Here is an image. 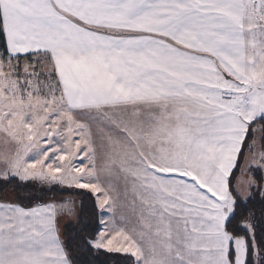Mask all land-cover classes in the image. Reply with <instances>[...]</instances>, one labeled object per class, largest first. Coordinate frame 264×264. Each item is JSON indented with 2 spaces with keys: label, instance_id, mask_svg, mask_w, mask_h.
<instances>
[{
  "label": "snow or ice",
  "instance_id": "1",
  "mask_svg": "<svg viewBox=\"0 0 264 264\" xmlns=\"http://www.w3.org/2000/svg\"><path fill=\"white\" fill-rule=\"evenodd\" d=\"M0 186V264H264V0H0Z\"/></svg>",
  "mask_w": 264,
  "mask_h": 264
},
{
  "label": "trees",
  "instance_id": "2",
  "mask_svg": "<svg viewBox=\"0 0 264 264\" xmlns=\"http://www.w3.org/2000/svg\"><path fill=\"white\" fill-rule=\"evenodd\" d=\"M10 190L11 188L5 189L2 186H0V200H5V195ZM15 194L17 197L18 193H15ZM68 196L69 195L66 194L63 197L57 196V198H65ZM45 198L47 199L48 197H45ZM89 205H90V201L86 200L85 207H88ZM64 232H65V236L67 237L71 233V229H68L67 231L64 230ZM98 264H129V258L122 254H110L108 256H100L98 258Z\"/></svg>",
  "mask_w": 264,
  "mask_h": 264
},
{
  "label": "rangeland",
  "instance_id": "3",
  "mask_svg": "<svg viewBox=\"0 0 264 264\" xmlns=\"http://www.w3.org/2000/svg\"><path fill=\"white\" fill-rule=\"evenodd\" d=\"M69 198H74V199L77 200V203H79L80 197H70V196H68V197H65V198H62V199H69ZM15 199H16V194L12 190H10V191H8L6 193L5 200L11 201V200H15ZM57 199H61V198H57ZM62 232H64L63 228H62Z\"/></svg>",
  "mask_w": 264,
  "mask_h": 264
}]
</instances>
